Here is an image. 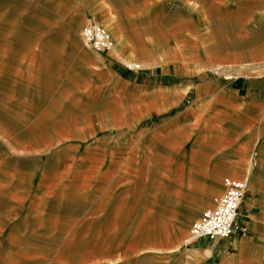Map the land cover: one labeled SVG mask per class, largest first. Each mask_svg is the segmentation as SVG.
I'll return each mask as SVG.
<instances>
[{
  "label": "crops",
  "instance_id": "crops-1",
  "mask_svg": "<svg viewBox=\"0 0 264 264\" xmlns=\"http://www.w3.org/2000/svg\"><path fill=\"white\" fill-rule=\"evenodd\" d=\"M0 264H264V0H0Z\"/></svg>",
  "mask_w": 264,
  "mask_h": 264
},
{
  "label": "built area",
  "instance_id": "built-area-1",
  "mask_svg": "<svg viewBox=\"0 0 264 264\" xmlns=\"http://www.w3.org/2000/svg\"><path fill=\"white\" fill-rule=\"evenodd\" d=\"M85 47L98 52H107L113 47L108 30L96 22L89 21L79 32ZM223 193L214 199L213 208L205 209L190 223L187 243L198 238L208 240L228 238L233 232L239 204L247 191V178H224ZM245 233V229L241 231Z\"/></svg>",
  "mask_w": 264,
  "mask_h": 264
},
{
  "label": "rangeland",
  "instance_id": "rangeland-1",
  "mask_svg": "<svg viewBox=\"0 0 264 264\" xmlns=\"http://www.w3.org/2000/svg\"><path fill=\"white\" fill-rule=\"evenodd\" d=\"M97 23V22H96ZM101 25V24H100ZM105 29H107L108 30V28L107 27H105V26H103ZM108 33H109V30H108ZM109 35H110V33H109ZM110 38H111V36H110ZM114 46V45H113ZM186 239H187V236H186Z\"/></svg>",
  "mask_w": 264,
  "mask_h": 264
},
{
  "label": "bare ground",
  "instance_id": "bare-ground-1",
  "mask_svg": "<svg viewBox=\"0 0 264 264\" xmlns=\"http://www.w3.org/2000/svg\"><path fill=\"white\" fill-rule=\"evenodd\" d=\"M113 48V47H112Z\"/></svg>",
  "mask_w": 264,
  "mask_h": 264
}]
</instances>
